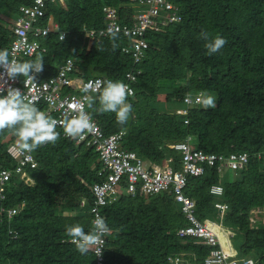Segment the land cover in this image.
<instances>
[{
    "label": "trees",
    "instance_id": "1",
    "mask_svg": "<svg viewBox=\"0 0 264 264\" xmlns=\"http://www.w3.org/2000/svg\"><path fill=\"white\" fill-rule=\"evenodd\" d=\"M173 1L181 8L182 21L162 31L149 30V47L138 63L132 52L123 49L129 40L124 33L94 38L87 52L84 30L105 26L104 6L117 8L120 22H130L136 9L131 0L47 2L35 26H47L51 20L58 23V30L38 38L46 52L37 50L32 58L20 61L42 60L39 77L43 79L73 57L78 68L75 81L103 76L128 82L133 88L128 97L133 110L126 123L119 124L113 112L97 111L102 88L92 94L88 112L107 135L126 130L124 147L150 163L172 157L173 166L179 168L181 153L170 145L187 141L205 152H249L250 161L234 179L223 181L218 166L207 167L205 173L189 177L185 189L194 200L195 216L204 223L218 210L210 186L223 183L230 206L226 218L243 238L240 255L253 253L257 264H264V223L253 226L250 220L253 208L264 210V158L254 155L264 150V0ZM34 2L0 0V23L10 24V19L23 14L21 6ZM61 32L66 33L63 39ZM202 32L223 36L227 42L209 55ZM14 37L12 30L0 25V48L9 49ZM132 69L139 73L129 81L127 73ZM75 81L65 92L78 91ZM201 91L205 101L206 96L213 98V106L204 102L187 113L175 111L185 107L187 94ZM35 104L41 110L47 107L43 100ZM57 132L55 143L33 149L38 166L25 167L31 180L13 172L4 203L25 205L17 219L8 220L0 203V264H99L91 250L85 254L77 250L66 227L78 223L86 232L93 227L94 197L80 174L96 181L101 163L94 148L64 136V127ZM17 142L14 130L0 129V171L17 165L9 151ZM123 179L115 202L102 210L108 226L102 264H167L169 255L182 253L195 264L208 256L210 246L176 234L187 219L170 194L132 195L123 191ZM172 213L179 216L176 228L169 218Z\"/></svg>",
    "mask_w": 264,
    "mask_h": 264
},
{
    "label": "built area",
    "instance_id": "2",
    "mask_svg": "<svg viewBox=\"0 0 264 264\" xmlns=\"http://www.w3.org/2000/svg\"><path fill=\"white\" fill-rule=\"evenodd\" d=\"M47 2L60 4L63 0H35L31 6H21L23 12L17 18L10 19V29L14 32L9 47L10 59L20 61L24 57L32 58L37 50L46 52L38 38L46 36L51 31L58 30V23L52 22L47 26H35L39 17L44 15L43 6ZM131 5L136 7L132 14V23L120 22L118 9L113 6H104L105 26L93 29H84L86 36L91 40L96 37L107 36L110 33H124L129 40L124 43V51L132 52L135 56V63L145 56L149 47L147 33L149 30L160 31L166 25L181 20L179 8L172 0H131ZM30 34L33 38L31 39ZM66 33L61 32L59 37L63 39ZM78 68L73 57L65 59L58 65L56 73L46 78L39 77V73L34 76H17L10 79L4 69L0 68V87L7 91L9 86L19 88L27 100L38 102L43 100L47 103L45 112L57 120L58 127H64L66 120L74 118L83 109L87 112L93 122V130L85 131L81 136L75 137L76 143H85L87 148H94L98 154L101 166L97 169L99 181L92 184L90 189L94 197L91 208L93 220L101 216L102 207L115 202L117 198L118 185L126 179L125 192L136 195L137 193L154 195L158 193H170L176 197L181 204V210L189 219V224L177 230L181 237L191 236L196 242L210 246L208 256L201 260L200 264H257L253 256H240L234 258L225 242L221 241L217 233L207 222H200L194 214V201L186 193V186L191 176H199L206 172L207 167L218 166L222 172L225 168L238 170L243 168L250 159L248 152H233L230 154H219L215 152H205L203 149L195 148L189 141L172 144L170 147L176 148L180 153V167L175 168L168 158L164 165L151 164L147 167L144 160L133 150L124 147L123 141L126 131H118L112 134H105L99 122L88 112L87 104L95 92L84 93L83 88L86 84L97 86V91L103 87L107 78L103 76H92L88 79H81L78 91H67L65 88L70 86L76 77ZM136 69L127 73L129 81L137 79ZM129 86V83L126 82ZM131 88V86H129ZM133 93V88H131ZM96 91V92H97ZM89 99H85V96ZM204 99L203 92L188 94L184 98L185 107L175 110L177 113H187L189 108L200 104ZM64 136L70 137L63 133ZM17 161L14 169L3 168L0 171V203L1 211H7L9 220L20 212L23 205L7 207L4 202L7 199L6 190L11 182L13 172L25 176L27 181L31 178L25 171V167L38 166L33 149H25L21 145L12 144L9 147ZM258 159L264 158V151L256 153ZM86 177H83L85 180ZM211 191L222 193L223 187L219 184L213 185ZM84 204V202H83ZM218 206L227 207V205ZM72 241V239H70ZM107 238H102L100 243L92 246L93 252L97 256L99 264L103 263L104 251L106 249ZM101 251L99 255L97 252ZM174 264H181L182 257L170 258Z\"/></svg>",
    "mask_w": 264,
    "mask_h": 264
},
{
    "label": "clouds",
    "instance_id": "3",
    "mask_svg": "<svg viewBox=\"0 0 264 264\" xmlns=\"http://www.w3.org/2000/svg\"><path fill=\"white\" fill-rule=\"evenodd\" d=\"M129 4L131 5L132 3L129 2ZM175 5L179 8V14L181 15V20L169 23L168 25L179 23L180 21H182L183 14L181 12V8L177 3H175ZM1 23L2 25L7 26L5 22H1ZM125 23H132V15H131V21L125 22ZM168 25H166L162 30H164ZM201 35L206 41L205 46L207 48L209 55L218 52L227 42L226 39L220 35H217L215 37H209L207 33H203V32L201 33ZM85 36H86V33H85ZM93 39L90 40L88 38L87 52H89L91 48ZM43 67H44V63L42 60L21 62V61H17L14 58L10 59L9 50L6 48H0V68L4 69V71L6 72L7 76L10 79H15L17 76H34V73H39L43 71ZM97 87L98 85L94 86L92 84H86L85 87L83 88V92L86 94L89 92H96ZM194 93H190V94H194ZM131 95H132L131 88L127 84H125L123 81L111 80V79L105 80L103 83L102 90H100V94L98 97L99 107L97 111L102 112V113L103 112H113L116 115L117 122L119 124H124L129 119L130 113L133 110V105L128 100V97ZM84 98L89 99L87 95ZM204 102L207 106H213L214 104V100L211 96H209L206 101H205V96H204L203 101L198 105H201ZM198 105H194V106H198ZM89 107H91V104L89 105ZM56 125H57V120L52 118L47 112L38 108L34 102L27 100L23 92L19 88L9 86L7 88V91L5 92L4 89L0 87V129L8 128V129L14 130L15 134L18 137V141L23 148L31 150V149H35L36 147L46 142L55 143L59 136V133L56 131ZM93 127H94L93 122L89 114L85 112L83 109H81L74 118H71L65 121L64 132L66 135L75 138V137L81 136L85 131H89V132L92 131ZM261 151H264V150H261ZM135 152L144 160V158L137 151ZM256 153L254 154L255 156H256ZM250 158H251V154H250ZM167 159L168 158H166L164 161H166ZM151 164H157V163L151 162ZM151 164L148 165L147 167H151ZM157 165H162V164L158 163ZM241 169L234 170L235 177L237 175V172L240 171ZM220 175H222V172H220ZM96 176H97V180L91 181L87 176L80 174V180L84 182L85 184H87L90 189V186L92 184L99 181L97 171H96ZM83 177L84 178L86 177V179L83 180ZM216 184H219L221 187H223L222 193H214L211 191L212 186ZM209 192L213 196V198L214 196L218 197V198H214L215 206L218 209L222 211L229 210L230 206H229L228 201L225 198V187L223 183L212 184L210 186ZM143 195H146V194H143ZM170 195L174 198L176 202H178L176 200V197L173 194H170ZM85 202L86 201H84V204H86ZM22 204L25 205L24 202H22ZM218 204L227 205V207L218 206ZM5 206L13 207L7 204ZM104 207H102V210ZM178 209L184 214V216L187 219V224H189L190 222L189 219L187 218L186 214L181 210V204L179 205ZM1 212H5L6 213L5 218H8L7 211H1ZM262 212H264V210H261L259 208H253L251 210L250 220L252 221L253 226H257V223L259 222L264 223L262 222L263 220L262 217H259V219H254L255 214L260 215V213ZM18 215L19 213L14 217L13 220L17 219ZM92 224H93V227L87 232L85 231L84 226L78 223L66 227L67 235L71 237L72 242L76 245L77 250L81 254H85L89 250L93 252L92 246L100 243L102 238H106V234L108 232V226L104 218L101 216H97L92 221ZM183 226H186V225H183ZM181 227H178L176 229V234H177V230ZM100 253L101 251H98L97 255H99ZM247 256H251V255H247ZM176 257H182L183 262H181V264H187L189 262L188 256L182 253L174 257L169 255L167 258L169 262L168 264H174V262L171 261L170 258L175 259ZM116 264H120V263H116Z\"/></svg>",
    "mask_w": 264,
    "mask_h": 264
},
{
    "label": "rangeland",
    "instance_id": "4",
    "mask_svg": "<svg viewBox=\"0 0 264 264\" xmlns=\"http://www.w3.org/2000/svg\"><path fill=\"white\" fill-rule=\"evenodd\" d=\"M74 81H75V78H74ZM75 82L76 83L74 84V86L76 87L78 85V83H79V80L77 79ZM207 98L208 97L206 96V100H207ZM16 144L20 145L19 142H17ZM144 162H145L146 166L151 164L150 161H148L147 159H144ZM165 162L166 161H163L161 164L164 165ZM170 163L172 165H174L173 161H171ZM233 174H234V170H231L230 168H225L222 171V180L223 181L232 180V175ZM146 196H149V195H146ZM214 198H218V197L214 196ZM174 205H175V207L177 206V208H179L180 203L175 201ZM182 215L184 216V214H182ZM177 217H179V216H177L174 213H172V215H169V218L171 219L172 225H174V226L178 222V221H176ZM259 217H262L263 218L262 222H264V212L260 213V215H257V214L254 215V219H259ZM184 218L186 219L185 216H184ZM205 220L213 228V230L217 233L219 239L221 241L227 243L228 249H230V251L232 252L233 257L234 258H239L241 256L240 255V245L243 242V238H242V235L236 230V228L230 223V221L227 220V218H226V210L222 211V210L218 209L217 212L214 213L213 216L207 215L205 217ZM181 221H182V219H181ZM177 226L178 225H176L175 228ZM170 256L174 257L175 255L171 254ZM168 263L169 262L167 260V264ZM187 264H190V262H188ZM196 264H200V261L196 262Z\"/></svg>",
    "mask_w": 264,
    "mask_h": 264
},
{
    "label": "crops",
    "instance_id": "5",
    "mask_svg": "<svg viewBox=\"0 0 264 264\" xmlns=\"http://www.w3.org/2000/svg\"><path fill=\"white\" fill-rule=\"evenodd\" d=\"M12 20H13V18H12ZM0 25H2V23H0ZM6 27H8V29L11 30V29H10V24H7ZM234 177H235V176H234V174H233V175H232V179H234Z\"/></svg>",
    "mask_w": 264,
    "mask_h": 264
}]
</instances>
